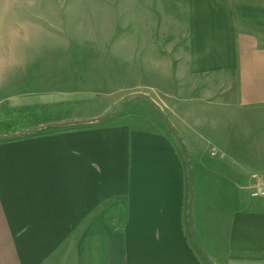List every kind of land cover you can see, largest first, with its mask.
Listing matches in <instances>:
<instances>
[{"label": "crops", "instance_id": "crops-1", "mask_svg": "<svg viewBox=\"0 0 264 264\" xmlns=\"http://www.w3.org/2000/svg\"><path fill=\"white\" fill-rule=\"evenodd\" d=\"M4 1L0 91L20 67L39 83L62 79L57 69L45 74L60 64L25 58L31 44L17 41L21 30L4 14L25 12L20 0ZM47 1L40 11L60 15ZM119 16L132 83L99 110L84 108L105 93L87 88L0 94V113L39 106L42 124L111 114L0 140V264H204L189 225L187 164L170 130L192 166L193 227L209 259L264 264V197L249 188L254 172L264 174V0H120ZM158 33L182 34L180 50L161 54ZM132 102L140 111L126 110Z\"/></svg>", "mask_w": 264, "mask_h": 264}, {"label": "rangeland", "instance_id": "rangeland-1", "mask_svg": "<svg viewBox=\"0 0 264 264\" xmlns=\"http://www.w3.org/2000/svg\"><path fill=\"white\" fill-rule=\"evenodd\" d=\"M1 1L0 8L2 7L1 9L5 11L6 2ZM55 2L60 9V15L58 16H50L44 14L42 10L40 11L42 5L49 3L47 0H20L17 3L20 5V9L24 10V16L19 15L17 12L12 13V10L8 12L9 14L6 12L4 14L8 15L9 20L12 21L13 19L15 30H21L17 41L31 44L25 58L29 59L33 56L40 58L41 61L48 63L43 65L48 70L51 68L50 62L54 64L53 67H55V64H60L53 70L45 72V74L49 78L51 73H54L57 69L58 76H62V79L50 80L47 78L48 81L39 83V81L33 79L38 75L34 77L30 73L23 76L20 70L25 67H20L17 69L13 81L2 82L3 90L0 91V94L26 93L42 88L65 87L87 88L103 94L113 93L114 96L111 97H107L105 94L101 95L97 103L85 105L89 107L84 108V110L91 108L92 111L99 110L101 105L107 104L110 98H116L122 94V91L118 90L122 85L132 83L129 82V79H125V74L128 76L132 69L126 68L125 60L120 57L118 48L120 25L124 19L119 16L120 0H56ZM104 4H109L112 7V14H109L110 11L108 13L88 11V9L93 8L92 5L102 6ZM24 20L26 24L22 22ZM28 27L29 31L27 30ZM22 30L25 31L22 33ZM14 35L16 38V33ZM128 35L132 37L135 34ZM181 39L182 34L158 33L157 40L160 42V53H177L180 50L178 43ZM67 43L72 46L70 49H53L52 47L53 44L64 46ZM171 43H174L175 49L168 50L166 46ZM27 67L29 68V66ZM67 70L72 73H67ZM132 98L133 96L125 99ZM1 99L2 96H0ZM124 107L126 110L140 111L135 108L136 103L133 102ZM0 109H6V103L0 105ZM117 109L115 108V110ZM136 115L134 114V116ZM225 121L226 119L220 118L218 123L223 124ZM260 123L261 121L256 122V126ZM32 126H37L34 121H30L26 129H30Z\"/></svg>", "mask_w": 264, "mask_h": 264}, {"label": "trees", "instance_id": "trees-1", "mask_svg": "<svg viewBox=\"0 0 264 264\" xmlns=\"http://www.w3.org/2000/svg\"><path fill=\"white\" fill-rule=\"evenodd\" d=\"M153 108L160 113L159 109L155 105H153ZM40 115L41 108L39 106H21L8 110L4 113H0V140L21 138L27 135L55 132L73 128L88 127L91 125H96L100 122H104L111 117V114H105L98 118L74 121L66 124H42L41 122H39ZM30 121H35V125L37 126H32V128L26 129V126ZM170 133L172 134L174 141L177 142L174 137V131L170 130ZM176 145L180 154L184 158V153L181 146L178 142ZM199 255L204 264H216L213 260L209 259L208 261H206L205 259H203L201 254Z\"/></svg>", "mask_w": 264, "mask_h": 264}, {"label": "water", "instance_id": "water-1", "mask_svg": "<svg viewBox=\"0 0 264 264\" xmlns=\"http://www.w3.org/2000/svg\"><path fill=\"white\" fill-rule=\"evenodd\" d=\"M174 137L177 140V142L179 143V145L181 146L183 153H184V158L187 164V173H188V182H189V192H190V198H189V225H190V229L194 238V243L195 246L197 247L198 251L200 252L201 256L203 257V259H205L206 261L209 260V256L206 253V251L204 250V248L202 247L201 243L199 242V240L197 239L195 232H194V227H193V197H194V193H193V184H194V180H193V170H192V166L190 163V160L187 156V154L185 153L184 150V146L182 144V141L180 139V137L178 136L177 133L174 132Z\"/></svg>", "mask_w": 264, "mask_h": 264}, {"label": "built area", "instance_id": "built-area-1", "mask_svg": "<svg viewBox=\"0 0 264 264\" xmlns=\"http://www.w3.org/2000/svg\"><path fill=\"white\" fill-rule=\"evenodd\" d=\"M211 154L218 156L219 152L217 149H212ZM250 195L252 197H264V174L260 172H254L251 175Z\"/></svg>", "mask_w": 264, "mask_h": 264}]
</instances>
